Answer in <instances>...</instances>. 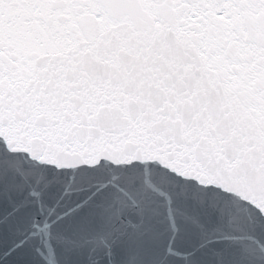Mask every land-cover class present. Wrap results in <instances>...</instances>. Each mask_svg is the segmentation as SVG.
Instances as JSON below:
<instances>
[{
    "label": "snow or ice",
    "instance_id": "snow-or-ice-1",
    "mask_svg": "<svg viewBox=\"0 0 264 264\" xmlns=\"http://www.w3.org/2000/svg\"><path fill=\"white\" fill-rule=\"evenodd\" d=\"M0 264H264V0H0Z\"/></svg>",
    "mask_w": 264,
    "mask_h": 264
}]
</instances>
